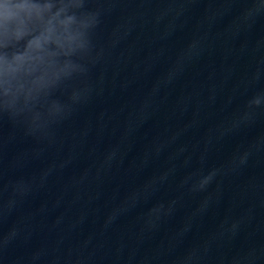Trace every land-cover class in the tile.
I'll use <instances>...</instances> for the list:
<instances>
[{
  "label": "clouds",
  "instance_id": "1",
  "mask_svg": "<svg viewBox=\"0 0 264 264\" xmlns=\"http://www.w3.org/2000/svg\"><path fill=\"white\" fill-rule=\"evenodd\" d=\"M92 2L0 0V120L48 133L88 101L103 11Z\"/></svg>",
  "mask_w": 264,
  "mask_h": 264
}]
</instances>
